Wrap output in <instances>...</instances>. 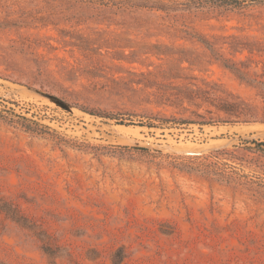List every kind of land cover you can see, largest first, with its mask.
<instances>
[{"label": "rangeland", "instance_id": "374dc122", "mask_svg": "<svg viewBox=\"0 0 264 264\" xmlns=\"http://www.w3.org/2000/svg\"><path fill=\"white\" fill-rule=\"evenodd\" d=\"M196 1L0 0V264H264V0Z\"/></svg>", "mask_w": 264, "mask_h": 264}, {"label": "trees", "instance_id": "16d2710c", "mask_svg": "<svg viewBox=\"0 0 264 264\" xmlns=\"http://www.w3.org/2000/svg\"><path fill=\"white\" fill-rule=\"evenodd\" d=\"M199 1H201V2H199ZM195 5H196V7H199V5H200L202 7H206V6L210 7L211 6V7H218V8H221V7H223V8H236V7L240 6V3L238 2V0H206V2L205 1L202 2V0H198L195 2ZM165 7L166 6L163 3L155 2L153 5H143L140 8H148V9H155V10H166ZM208 47H210V46H208ZM21 119H22L23 123H26V124L21 126L26 131H28L30 133H35V134H43L44 133L43 130L39 128V126H40L39 124L32 122L30 120H27L25 118H21ZM123 148H125V147H123ZM120 259H122V256H120Z\"/></svg>", "mask_w": 264, "mask_h": 264}, {"label": "water", "instance_id": "95a60500", "mask_svg": "<svg viewBox=\"0 0 264 264\" xmlns=\"http://www.w3.org/2000/svg\"><path fill=\"white\" fill-rule=\"evenodd\" d=\"M29 91L41 98H44L45 100L49 101L50 103L56 105L57 107L67 111V112H71L72 111V107L70 105H68L66 102H64L63 100L51 95V94H48V93H45V92H42V91H39V90H35V89H29Z\"/></svg>", "mask_w": 264, "mask_h": 264}]
</instances>
